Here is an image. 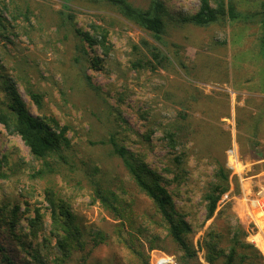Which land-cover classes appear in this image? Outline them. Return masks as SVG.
Wrapping results in <instances>:
<instances>
[{
    "label": "rangeland",
    "instance_id": "374dc122",
    "mask_svg": "<svg viewBox=\"0 0 264 264\" xmlns=\"http://www.w3.org/2000/svg\"><path fill=\"white\" fill-rule=\"evenodd\" d=\"M128 1L142 8L150 2ZM161 1L171 18L164 43L155 44L169 62L165 69L151 72L134 69L130 60L135 58L132 44L142 48L140 39L153 38L107 6L82 0L68 7L62 0H0V101L12 84L30 114L47 119L57 133L65 127L68 141L60 142L59 153L35 159L21 138L0 123V218L4 221L18 205L15 230L22 234L28 231V216L38 210L42 227L36 237L22 238L23 245L30 243V249L51 257L50 209L44 198V190L51 187L69 203L86 242L65 264H78L83 256L85 264H136L119 232L122 237L133 233L147 254L151 240L155 249L180 264L181 253L153 203L113 153L107 141L113 135L134 162L153 171L171 193L177 216L191 224L188 240L196 258L190 264H212L205 259L204 247L210 225L221 234V254L240 225L241 240L251 245L239 248L248 258L242 264H264L259 246L264 217L254 202L256 192L264 188V127L256 134L251 127L253 115L264 112L263 0H225L233 17L230 11L224 21L206 26L183 20L197 11L199 0ZM58 10L72 14L83 30H91L92 23L106 27L110 52L104 55L93 45L84 53L79 36L63 24ZM92 57L99 62L92 64ZM28 90L41 94L39 107ZM179 98L186 103H178ZM181 110L188 114L190 138L188 155L178 166L160 129ZM217 162L229 170L230 188L203 223L202 194ZM95 185L115 192L116 208L94 196ZM1 224L0 245L20 261L24 246Z\"/></svg>",
    "mask_w": 264,
    "mask_h": 264
},
{
    "label": "trees",
    "instance_id": "16d2710c",
    "mask_svg": "<svg viewBox=\"0 0 264 264\" xmlns=\"http://www.w3.org/2000/svg\"><path fill=\"white\" fill-rule=\"evenodd\" d=\"M62 1L64 2V6L68 7V3L74 0ZM82 1L111 8L119 16L136 24L153 38L154 41L140 39V44L144 50L139 45L132 44L135 58L130 60L131 67L137 70L148 68L151 72L165 69V64L169 62V58L155 42L164 43L162 36L166 33L167 18H171V16L161 0H150L146 8L136 6L128 0ZM231 7L225 0H199L197 11L184 16L183 20L197 26H206L212 22L224 21L225 16L231 11ZM58 13L62 16L63 24L71 28L79 36L78 45H80V49L84 53H86V46L93 45L101 47L104 55L110 52L111 44L107 39L108 29L106 27L101 24L92 23L91 30H83L74 24L72 14L65 13L62 10H58ZM262 14L264 17V0L262 1ZM230 17H233V9L230 12ZM262 25L264 28V21ZM89 59L92 64H96L100 60L97 57ZM84 77L90 83L89 76L84 74ZM28 93L32 101L39 107L41 105V94L32 90H28ZM166 94L171 95L170 92ZM174 95L180 97L178 94ZM197 99L195 98V100ZM178 103H183L184 105L186 101L183 98H179ZM253 119L251 127L254 128L253 134H256L257 131L264 127V112L260 111L253 115ZM188 120V114L185 110H181L174 119L161 125L160 129L162 139L167 143L168 150L174 153L173 160L178 166L183 163L188 155L186 147L190 138ZM0 123L9 133L17 134L21 138L35 159H45L50 155L59 153L60 142L62 141L64 144L68 142L63 136L65 127L60 128V131L57 133L47 119L30 114L24 101L12 84L7 85V97L0 101ZM249 125L247 124V127ZM107 141L111 145L113 153L122 158L124 166L136 187L153 203V206L161 217L165 231L175 242L177 250L181 253L179 257L180 264H190L196 258L195 250L188 240L189 234L192 231L191 224L183 218L178 217L179 215L175 209L171 193L158 181V177L153 171L149 170L144 164L134 162L133 154L128 152L123 145H119L113 135ZM207 184L202 194L205 210L203 223L213 216L221 196L230 188L229 170L225 167L224 162H217L215 164L212 168L211 178ZM94 196L102 204H107L110 208L117 207L115 192L108 188L95 185ZM44 198L50 209L48 234L50 237L49 248L51 249V257L41 255L34 248L30 249V243L27 246L23 245L25 242L22 238L31 239L37 236L43 224L42 214L38 210H34V217L28 216L27 218L28 231L19 234L15 230L18 205H14L8 211V214L4 215L3 219L5 222L1 218L0 222L4 223L1 225H4L12 237L20 245L24 246L25 256L20 261H15L8 254V251L0 245L1 264H65L72 258L76 250L83 251L85 249L86 242L82 239L81 231L74 222V216L70 210L69 203L63 198L58 197L55 190L51 187H47L44 190ZM118 235L137 263L151 264L152 254L155 251L163 252L161 249H155L152 246L151 240H149L147 248L150 252L147 254L143 250L142 243L133 233H127L126 237H122L120 232ZM242 235H244V232L239 225L237 226V231L228 238L227 251L222 250L221 254V250L217 246L221 234L213 229V225H210L206 231L204 240L206 261L212 264H242L247 261V255L241 253L239 248L244 249L251 245L241 240ZM44 240L47 239L44 238ZM47 242L49 241L47 240ZM220 254L223 259L218 263ZM78 262V264H85V257L80 258Z\"/></svg>",
    "mask_w": 264,
    "mask_h": 264
},
{
    "label": "built area",
    "instance_id": "2783aa9c",
    "mask_svg": "<svg viewBox=\"0 0 264 264\" xmlns=\"http://www.w3.org/2000/svg\"><path fill=\"white\" fill-rule=\"evenodd\" d=\"M257 197L254 199V202L258 206L261 215L264 217V188H260L256 192ZM151 264H177L175 258L172 255H169L164 252L155 251L152 254Z\"/></svg>",
    "mask_w": 264,
    "mask_h": 264
},
{
    "label": "bare ground",
    "instance_id": "6f19581e",
    "mask_svg": "<svg viewBox=\"0 0 264 264\" xmlns=\"http://www.w3.org/2000/svg\"><path fill=\"white\" fill-rule=\"evenodd\" d=\"M260 249H261V251L263 252V249H264V241L262 240V241H260Z\"/></svg>",
    "mask_w": 264,
    "mask_h": 264
}]
</instances>
